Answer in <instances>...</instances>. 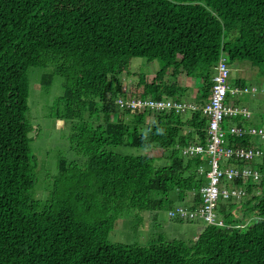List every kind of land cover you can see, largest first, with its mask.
<instances>
[{
	"label": "trees",
	"instance_id": "obj_1",
	"mask_svg": "<svg viewBox=\"0 0 264 264\" xmlns=\"http://www.w3.org/2000/svg\"><path fill=\"white\" fill-rule=\"evenodd\" d=\"M220 54L228 63L249 61L264 76V0H0V264H264L263 181L245 186L248 198L219 201L222 225L205 223L191 243L160 236L144 245L108 239L122 213L168 211L175 199L197 207L207 181L198 172L200 157L182 154L190 142L206 141L200 111L187 117L174 110L130 112L115 103L134 96L122 81L130 59L162 63L150 81L141 74L139 96L180 99L187 88L177 78L184 73L200 80L194 98L202 104ZM46 66L41 86L58 75L63 87L49 116L71 122L70 148L83 157L78 163L60 157L53 179H43L47 208L36 196L41 177L27 120L28 71ZM251 117L226 118L222 127L254 125ZM226 142L257 140L227 134ZM118 145L170 149L169 163L154 167L147 155L110 149ZM77 164L86 168L78 176ZM87 176L92 187L85 204H77L84 192L71 189ZM142 221L135 218L136 230Z\"/></svg>",
	"mask_w": 264,
	"mask_h": 264
},
{
	"label": "rangeland",
	"instance_id": "obj_2",
	"mask_svg": "<svg viewBox=\"0 0 264 264\" xmlns=\"http://www.w3.org/2000/svg\"><path fill=\"white\" fill-rule=\"evenodd\" d=\"M161 66L162 63L158 59L148 64L143 57L131 58L128 70L122 74L123 86L131 93H134V95L140 94L142 91V86L139 85L141 74L144 75L143 78L145 80L150 81L155 71ZM229 69L232 83L234 79H241L244 85L248 87L252 86L260 89L264 86V76L261 75L260 68L252 65L249 61L235 60L229 63ZM49 71L50 69L48 66L31 67L29 69L30 93L27 99L29 106L27 120L33 128L29 133L30 154L35 157L36 179H38L39 176L41 177L37 182L36 196L41 197L42 205L45 208H47V204L45 203L47 189L44 187V180L53 179L54 173L57 172L60 157L64 158L66 161H76V163L79 161L82 162L83 160L82 155L75 153L69 145L71 122L69 120L56 119L49 116L50 106L55 98L60 96L63 92L62 77L58 75L52 78L51 83L46 89L41 86L42 75ZM166 79L172 80L169 76H166ZM177 81L187 88L180 100L197 103L194 96L200 85V80L192 76H186L183 73L177 78ZM191 84L193 87L189 86ZM230 102L246 107L252 115L251 120L254 122V125L261 127L264 131V93H243L242 95L235 96ZM189 113L192 112H186L184 116H189ZM228 125H230V122H228ZM187 129L189 128L185 127L183 132L188 131ZM256 140L257 142L252 143V145H264V139L260 140L256 138ZM110 149L121 154L147 155L152 158L154 167L168 164L169 153L171 151L170 149H162L157 145H152L148 149L118 145L110 147ZM77 165L78 166H72L73 170L76 171L74 173L76 176L79 175V172H85L86 170V168L80 167L81 164ZM64 183L65 185L70 184L68 182ZM91 187V176L77 179L71 192H84L81 199L76 201L77 204H85V194ZM249 196V194H246L244 198H248ZM174 205L183 204L175 199ZM92 211L97 216L104 215L99 209H93ZM139 216L143 221L137 228L140 230H136L134 225L135 222L133 221L136 217L139 218ZM205 225V222L199 219L193 221L171 219L167 214V209L151 212L131 210L117 217L112 230L108 234V239L112 242H121L125 244L138 243L144 245L160 236L163 237L165 241L182 240L186 243H191L204 229Z\"/></svg>",
	"mask_w": 264,
	"mask_h": 264
},
{
	"label": "built area",
	"instance_id": "obj_3",
	"mask_svg": "<svg viewBox=\"0 0 264 264\" xmlns=\"http://www.w3.org/2000/svg\"><path fill=\"white\" fill-rule=\"evenodd\" d=\"M212 76V85L204 103L182 101L174 97L159 99L143 98L139 95L132 97H117L115 103L120 109L130 112H160L174 110L179 113L196 112L207 119L205 129L206 141L204 144L190 142L182 148V154L191 157L198 155L203 164L198 168L207 181L199 188L200 204L195 208L185 205H175L167 211L169 218L175 220L193 221L196 219L206 224L222 225L216 214L219 201L243 198L247 192L245 186L252 182H264V170L259 164H264V147L261 145L231 146L226 142V135L235 137L253 136L264 139V131L255 125H239L231 123L227 128L222 127L227 118L242 116L249 118L250 111L236 103L227 100L228 95L234 98L243 93H264V86L257 89L246 85H234L230 80L229 63L224 55L220 54L215 63ZM228 160L242 162L241 165L228 163ZM207 164V167L205 166ZM240 180L241 185L232 182Z\"/></svg>",
	"mask_w": 264,
	"mask_h": 264
},
{
	"label": "crops",
	"instance_id": "obj_4",
	"mask_svg": "<svg viewBox=\"0 0 264 264\" xmlns=\"http://www.w3.org/2000/svg\"><path fill=\"white\" fill-rule=\"evenodd\" d=\"M194 85H195V84H194ZM189 86L193 87V86H192V84H191V85H189ZM124 87H125V86H124ZM125 89H126V88H125ZM230 100H231V99H230ZM187 130H188V129H187ZM183 131H184V130H182V132H183Z\"/></svg>",
	"mask_w": 264,
	"mask_h": 264
}]
</instances>
